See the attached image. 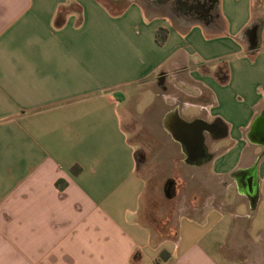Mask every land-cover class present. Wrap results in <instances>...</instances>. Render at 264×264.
<instances>
[{
    "label": "crops",
    "instance_id": "obj_1",
    "mask_svg": "<svg viewBox=\"0 0 264 264\" xmlns=\"http://www.w3.org/2000/svg\"><path fill=\"white\" fill-rule=\"evenodd\" d=\"M263 114L264 0H0V264H264Z\"/></svg>",
    "mask_w": 264,
    "mask_h": 264
},
{
    "label": "rangeland",
    "instance_id": "obj_2",
    "mask_svg": "<svg viewBox=\"0 0 264 264\" xmlns=\"http://www.w3.org/2000/svg\"><path fill=\"white\" fill-rule=\"evenodd\" d=\"M130 89V88H129ZM132 90H130L129 93V98H131L133 101H131V103H136L138 105H140L139 109H140V113L143 114V116H140L141 122H143L144 124L148 125V126H153L155 127L156 124V115H157V111L160 108L159 103L157 102L154 107L151 108V110L146 109V106H143L145 103L148 104L149 101L144 100L143 102L139 99L138 96H140L142 94L141 91H139L136 87L131 88ZM184 115H187V113H184ZM130 136V134H129ZM134 142V140H132ZM135 143V142H134ZM261 152V149H259ZM171 153V152H170ZM170 153L164 149L159 150V153L157 154V160H158V165H156L155 170H154V180H153V184L155 185H159L160 184V180L162 179L163 176H165L168 171H169V167H170V162H169V158H170ZM167 187V185H166ZM170 187L172 189V185L170 184ZM162 188V187H161ZM159 190H161L159 188ZM261 192H264V181H262L261 184ZM155 199L158 200V208L160 209V212L163 211L165 209V206H167V201L166 198L164 197V195L161 192H156L155 193ZM264 206V205H263ZM162 213V212H161Z\"/></svg>",
    "mask_w": 264,
    "mask_h": 264
},
{
    "label": "water",
    "instance_id": "obj_3",
    "mask_svg": "<svg viewBox=\"0 0 264 264\" xmlns=\"http://www.w3.org/2000/svg\"><path fill=\"white\" fill-rule=\"evenodd\" d=\"M249 42L251 44V50L257 47V35L256 32L253 31L251 33H248L247 35ZM201 126L196 129V131L193 134L194 143H197L199 139L201 138L202 134L208 129V126H210L207 123L200 122ZM249 140L252 143L256 144H263L264 145V114L261 116H258L254 123L252 124L250 134L248 136ZM239 189L244 194H247L249 197L256 198L258 196L259 192V184L257 176L254 174L250 177L249 173L247 174H239L237 177ZM170 188L167 191L166 194L169 196Z\"/></svg>",
    "mask_w": 264,
    "mask_h": 264
},
{
    "label": "flooded vegetation",
    "instance_id": "obj_4",
    "mask_svg": "<svg viewBox=\"0 0 264 264\" xmlns=\"http://www.w3.org/2000/svg\"><path fill=\"white\" fill-rule=\"evenodd\" d=\"M196 8L199 9V6L195 7V9ZM188 9L192 10V9H194V6L189 5ZM169 119L171 121L170 126L175 130L176 136L179 137L183 141V143L186 144L187 146L194 145L193 134L196 131V129L198 127H200L201 125L200 124H192L189 126V132H186L187 131V130L185 131L186 128L182 125V123L177 119V117L175 115L172 114ZM218 128L219 127L216 125L208 126V129H211L212 133L215 135H216ZM202 145H203L202 143L197 145L196 151L194 152L195 155L202 156V154H203ZM169 188H171L170 184H167L166 190L168 191ZM170 190H172V189H170Z\"/></svg>",
    "mask_w": 264,
    "mask_h": 264
},
{
    "label": "trees",
    "instance_id": "obj_5",
    "mask_svg": "<svg viewBox=\"0 0 264 264\" xmlns=\"http://www.w3.org/2000/svg\"><path fill=\"white\" fill-rule=\"evenodd\" d=\"M168 30L165 28H160L157 33H156V42L162 46L166 43L167 39H168ZM228 76L227 74L224 73L222 80H226L227 81ZM75 172V171H74ZM77 173V172H76ZM169 257V255L167 253H161L160 256L158 257V259L156 260L155 264H159L161 261H165L167 260Z\"/></svg>",
    "mask_w": 264,
    "mask_h": 264
}]
</instances>
